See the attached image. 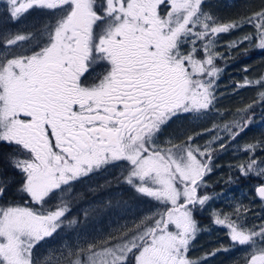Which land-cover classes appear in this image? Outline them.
<instances>
[{
    "label": "snow or ice",
    "instance_id": "1",
    "mask_svg": "<svg viewBox=\"0 0 264 264\" xmlns=\"http://www.w3.org/2000/svg\"><path fill=\"white\" fill-rule=\"evenodd\" d=\"M4 4L8 22L22 24L32 13L41 19L0 30V264H206L237 246L248 250L244 264H264V221L247 227V207L214 209L206 226L197 219L219 195L205 191L215 153L250 128L255 106L264 111L261 91L238 119L217 122L225 115L217 108L221 36L242 33L226 42L228 57L264 51V6L224 19L214 0ZM251 85L264 88V75L245 76L234 91ZM181 119L196 125L169 131ZM258 149L264 140L245 144L248 159L230 167L264 177ZM110 172L113 180L88 191L115 184L151 207L104 232L98 224L129 211L126 201L90 202L76 215L73 202L84 197L78 186ZM13 185L23 203L7 199ZM254 194L264 202V182ZM214 226L229 244L192 258L197 237Z\"/></svg>",
    "mask_w": 264,
    "mask_h": 264
},
{
    "label": "trees",
    "instance_id": "2",
    "mask_svg": "<svg viewBox=\"0 0 264 264\" xmlns=\"http://www.w3.org/2000/svg\"><path fill=\"white\" fill-rule=\"evenodd\" d=\"M251 1L253 2L254 0ZM255 1L258 2L256 4L253 2L241 9H236V12L241 15L242 13L250 12V10H257L264 6V0ZM237 14L236 16H239ZM263 53L262 58L258 57L253 59L254 62L249 69V72L244 75V78L247 76L249 79H258L262 76L263 69L260 67L261 65L259 63L264 62ZM257 99L258 97L254 96L253 93L249 96L245 93L240 94L239 92L231 95L227 93L226 96L220 100V104L222 108H228V106L232 104L228 110L230 111L233 108L238 110L241 107L247 106L249 103L252 104L253 101ZM253 110L255 116L254 122L250 128L238 137L234 143L228 146L226 151L227 155L214 157L213 172L206 177L209 186L205 191H207L208 194L215 193L219 195L217 198L209 202L208 206L202 213L197 215V219L202 226L210 224V213L212 210L216 209L225 213H231L237 204H242L249 209L244 217H246L247 224H250L251 227L253 225L258 226L262 221L261 217L264 216L262 202L254 194L256 184L261 182L262 178L253 174H250L247 178L242 177L234 167H230V165L243 163L248 159L247 154L240 150L245 144L264 140V111H262L260 106H255ZM193 123L196 122H188V120L185 119L177 120L172 124L169 131L187 129V126L192 125ZM195 125L196 124L192 125V127H195ZM205 126L209 127L211 126V123L208 122ZM232 147H235L236 149L235 155L229 153ZM6 152L7 150H4L5 155ZM262 152H264V149H258L257 155L264 158V155H261ZM229 177H231L232 182H229ZM20 202L23 203V200L20 199ZM221 244L228 245L229 240L224 234V230L214 226L212 227L210 234L208 232H204L197 237L190 255L194 257L201 256L204 253L210 252L219 247ZM238 253L237 249H232L228 252H218L215 258H219L212 264H221L219 263L221 258L224 259L222 264H239L244 261V257H240Z\"/></svg>",
    "mask_w": 264,
    "mask_h": 264
},
{
    "label": "rangeland",
    "instance_id": "3",
    "mask_svg": "<svg viewBox=\"0 0 264 264\" xmlns=\"http://www.w3.org/2000/svg\"><path fill=\"white\" fill-rule=\"evenodd\" d=\"M218 1L220 3H223V4H220V6H223L225 4L231 3L233 0H218ZM235 1H236V5H235L236 9H241V8H244L245 6L252 4L253 2H254V4H256L258 2L255 0L253 2L251 0H235ZM257 10H259V9H257ZM4 11H5L4 0H0V30H8V31L16 32L15 29L10 27V23L7 21V17L4 15ZM250 11H252V10H250ZM253 11H255V10H253ZM237 13L238 12H236V14ZM218 15H220L224 19L230 18L228 16L223 17L221 13H219ZM237 15H239V13ZM22 24H17L16 25L17 28L22 29ZM242 31L243 32H251V31H253V29L249 26H246ZM241 34H242L241 32L237 31V32H233L230 34H223L221 36V46L218 47V51L223 52L225 54V58L228 57L227 48L225 46L226 42L229 40L235 39L236 37L240 36ZM242 47H244V46H242ZM238 51L239 50H235L232 53V55H234L235 71H233V73L231 74V78H234V75H235V82H237V81L242 82L244 80L243 79L244 75H246L249 72V68H248L247 72H244L243 69L245 66L243 64H241L242 63L241 61H242V58L244 57V55H242V54L238 55L237 54ZM258 51H261V50L250 49L249 53L251 54L254 52H258ZM246 66L249 67V65H246ZM260 67L263 69L262 75H264V64ZM223 80L224 79L220 76V79L218 81L219 88H218V93H217L220 96L219 102L217 104V108L225 114L222 118L217 120V122L220 123L221 125H223L225 122L239 118L235 115V113L237 112V110L235 108H233L229 111L228 110L229 108H222L221 107L220 100L226 96V94L224 92H226L228 90V86L229 87L231 86V93L232 94L239 92L240 94L245 93L246 95L249 96L250 94L252 95V93H253L254 96L258 97V93L261 91H264V88H261L259 85H251V86H247V87H244V88H241L239 90L234 91L235 85L233 83V80L230 79L228 82L223 81ZM252 80H256V79H252ZM221 93L223 95H220ZM230 105H232V104H230ZM244 107H241L239 109H243ZM188 122H189V120H188ZM190 122H192V121H190ZM194 124H196V123H193L192 125H194ZM192 125H188L187 129L192 128ZM202 126H205V125H202ZM178 130H180V129H178ZM196 131H200V128L196 127ZM207 139H209V137L207 135L203 136V137H199L197 142L200 144H203ZM226 151L217 152V153H215V156L219 157V155L220 156L227 155ZM235 151H236L235 147H232V149L229 153H232L233 155H235ZM115 174H116L115 172H110V173H104L101 175H97V176L93 177L91 180L87 181V183L85 185L78 186L77 191L83 192L84 197L79 203H76L75 201L73 202V204H74L73 215H76L78 213L82 214L83 209L88 208L90 202H96V201H99L101 199H107L109 197H114V200H113L114 204L116 201H126L128 207L130 209L129 211H127V212L120 211L119 215L111 214L110 218L105 217L104 220L100 224H98V227L103 229L104 232H107V231H110L114 228H117L120 225L130 224L133 220L137 219L138 216L144 214L151 207L146 202L134 200L131 197V194L127 190H125L124 188H118L115 184H112L109 188L102 189V190L97 191L95 193L88 191L89 187L95 188L97 185H103L108 180H113V177ZM261 178H262L261 182H258L256 184V186L258 184L264 182V177H261ZM262 206H263L262 208L264 209V202H262ZM261 219H262V221H264V216L261 217ZM243 222L246 223L247 227H251L250 224H247L246 217H243ZM61 235H63V233ZM97 235H99V233H97ZM49 247H50L49 245H44L43 247L38 249V252L41 255L46 254ZM51 247H56L55 242L53 243V245H51ZM234 249L238 250V252H239L238 254L240 257L245 258V256L247 255L248 250L246 247L237 246ZM55 255H58V253H55ZM201 256H197V257L191 256V257L195 259V258H198ZM215 257H212L208 261H206V264H212L215 260H217L219 258V257H217V258H215ZM223 262H224V259L221 258L219 260V263L222 264ZM239 264H244V261L239 263Z\"/></svg>",
    "mask_w": 264,
    "mask_h": 264
},
{
    "label": "flooded vegetation",
    "instance_id": "4",
    "mask_svg": "<svg viewBox=\"0 0 264 264\" xmlns=\"http://www.w3.org/2000/svg\"><path fill=\"white\" fill-rule=\"evenodd\" d=\"M214 2L218 4V8L216 9L218 14L221 13L223 17H225V16H228L230 18L236 17V7H235L236 1L235 0H233L229 4H225L223 6H220V4H223V3H220L218 0H216V1L214 0ZM222 12H224V13H222ZM40 19H41V17L37 13H32L31 15H29L27 17V20L22 24V29L17 28V26H16L17 24H13L11 22H9V23H10L11 28L15 29L16 31H20V30H24L26 27H31L32 25L38 26L40 23ZM263 52L264 51L261 50V51L254 52V53L250 54L248 51L247 55L246 56L244 55V57L242 58L241 64H243L244 66L249 65L248 68L250 69L253 62H254L253 59H256L258 57L262 58ZM259 64L262 66L264 64V62L259 63ZM217 66L224 68L223 72L221 74V77L224 79L223 81L228 82L231 79V80H233V83L235 85V75H234V78H231V74L233 73V71H235L234 55H231V57H226L224 60H218ZM99 70L100 69H97V71H99ZM230 91H231V86L228 87V90L224 93L225 94L228 93L229 95H231L232 93ZM21 196H22V194L17 192L16 186L13 185V187L11 188V190L9 192L7 199L9 201L14 199L15 202L21 203L20 202Z\"/></svg>",
    "mask_w": 264,
    "mask_h": 264
},
{
    "label": "bare ground",
    "instance_id": "5",
    "mask_svg": "<svg viewBox=\"0 0 264 264\" xmlns=\"http://www.w3.org/2000/svg\"><path fill=\"white\" fill-rule=\"evenodd\" d=\"M222 13H224V12H222ZM237 69H238V68H237ZM228 87H229V86H228ZM230 92H231V91H230ZM231 100H232V99H231ZM231 106H232V105H229L228 108H230Z\"/></svg>",
    "mask_w": 264,
    "mask_h": 264
}]
</instances>
